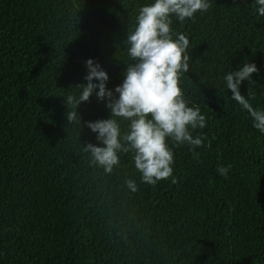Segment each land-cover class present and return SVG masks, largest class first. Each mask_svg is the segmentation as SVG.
<instances>
[{"label": "trees", "instance_id": "obj_1", "mask_svg": "<svg viewBox=\"0 0 264 264\" xmlns=\"http://www.w3.org/2000/svg\"><path fill=\"white\" fill-rule=\"evenodd\" d=\"M154 2L0 0V264H264V133L224 80L254 63L256 84L245 80L240 92L252 86L250 103L264 109L255 0H209L192 19L172 17L190 41L180 87L206 117L191 130L204 146L168 141L173 177L143 183L131 151L118 152L111 172L94 162L86 145H104L84 122L110 117L95 96L76 109L80 123L67 120L87 59L108 73L109 89L122 83L133 63L128 30ZM229 164L225 178L217 167Z\"/></svg>", "mask_w": 264, "mask_h": 264}, {"label": "clouds", "instance_id": "obj_2", "mask_svg": "<svg viewBox=\"0 0 264 264\" xmlns=\"http://www.w3.org/2000/svg\"><path fill=\"white\" fill-rule=\"evenodd\" d=\"M256 11L264 16V0H255ZM209 0H155L139 8L133 30H128L127 53L133 63L126 65L122 83L109 89L108 73L93 59L85 61L86 83L76 85L81 89L78 97L68 95L66 104L72 111L66 113L69 122L80 123L76 111L82 102H90L95 96L110 110L108 119L85 121L96 139L104 146L88 143L85 151L91 153L94 162L111 172L118 165V152H133L132 162L141 174L142 182L156 186L159 181L173 177V147L187 144L192 148L204 146V136H194L191 130L206 127V117L197 106H189L180 87L181 77L189 72L191 59L190 41L171 28L174 16L181 23L194 18L197 12H207ZM175 37V38H174ZM258 72L254 63H244L237 70L228 71L224 80L227 90L253 121V126L264 133V109L250 103L255 94L251 88L252 76ZM250 86L245 97L240 92L243 81ZM98 89V91H97ZM121 121L127 122L122 132ZM173 147L169 146L168 141ZM207 147H211L208 141ZM232 165L218 166L217 172L227 178ZM172 179V183H176ZM132 191L137 190L134 180L127 181Z\"/></svg>", "mask_w": 264, "mask_h": 264}]
</instances>
